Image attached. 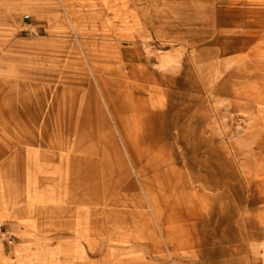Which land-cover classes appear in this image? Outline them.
Here are the masks:
<instances>
[{
  "label": "rangeland",
  "instance_id": "rangeland-1",
  "mask_svg": "<svg viewBox=\"0 0 264 264\" xmlns=\"http://www.w3.org/2000/svg\"><path fill=\"white\" fill-rule=\"evenodd\" d=\"M0 80V264H264V0H0Z\"/></svg>",
  "mask_w": 264,
  "mask_h": 264
},
{
  "label": "bare ground",
  "instance_id": "bare-ground-1",
  "mask_svg": "<svg viewBox=\"0 0 264 264\" xmlns=\"http://www.w3.org/2000/svg\"><path fill=\"white\" fill-rule=\"evenodd\" d=\"M53 70V69H52ZM52 73L47 72L45 73L44 77H41L42 79H45L47 81L52 80ZM1 82V80H0ZM37 85V84H36ZM41 85L36 90L35 94L32 95H24L21 98V107L26 112L28 118L30 119V124L32 125L33 129L32 132L34 133L35 128L39 127H46L47 123L49 122L51 113L53 109L55 108L56 102H57V94L54 91L52 92L50 89V84H39ZM126 99H129L130 96H125ZM10 157H5L3 159V165L6 166H14L17 163L16 159L11 160ZM17 166V165H16ZM6 175V171H4V176ZM14 176L18 175V172L16 171L13 173ZM18 191H16L17 193ZM19 195V194H18ZM17 195V196H18Z\"/></svg>",
  "mask_w": 264,
  "mask_h": 264
}]
</instances>
